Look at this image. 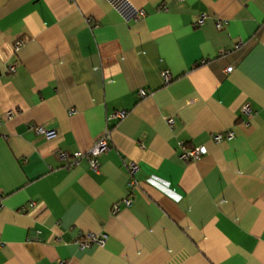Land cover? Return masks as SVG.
<instances>
[{"label": "crops", "instance_id": "obj_1", "mask_svg": "<svg viewBox=\"0 0 264 264\" xmlns=\"http://www.w3.org/2000/svg\"><path fill=\"white\" fill-rule=\"evenodd\" d=\"M125 3L0 0V264H264V0Z\"/></svg>", "mask_w": 264, "mask_h": 264}, {"label": "built area", "instance_id": "obj_2", "mask_svg": "<svg viewBox=\"0 0 264 264\" xmlns=\"http://www.w3.org/2000/svg\"><path fill=\"white\" fill-rule=\"evenodd\" d=\"M109 1L111 3H117L118 5H120V3L121 4L125 3V0H109ZM144 16H145V13L143 11H138L137 13H135L133 19H134V21H136L138 19L143 18ZM205 18H206L205 15H201L199 17V19L197 20V25L198 26H202L204 24V22H205ZM216 27L218 29H220V28L223 27V24L221 22H218L216 24ZM21 44H22L21 42L17 43L16 49ZM236 48H239V47L236 46ZM231 70H232V68H228L227 72H230ZM163 77H164L165 83H168L169 80H170L168 74L167 73H163ZM139 96L144 97L145 93L143 91H141L139 93ZM242 112H243V114L246 117H251L252 116V110L250 109V107L248 105L243 107ZM10 116H11V114L9 113L8 117H10ZM125 116H126V112L118 111V112L114 113V115L112 116V119L121 120V119H124ZM167 122H168V124L170 126L173 125V120L172 119H168ZM36 130H37L38 134L43 135L46 139H52V138H54L56 136L55 131L45 130V129H42V128H38ZM233 137H234V134L229 132V133H225L223 135H217L213 139H214L215 142L219 143V142H221L223 140H231ZM180 147L182 149L180 158L184 162L197 161V160L201 159L206 154V148L204 146L188 148V147H186V145H184V143H180ZM109 148H110L109 136L106 133L102 138H100L94 144V146L89 151H87L85 153L78 152V153L73 154L71 156L72 163L73 164H77L81 159L85 158V159H87L89 161L90 168L95 171V170L98 169V166H99L98 157L102 153L108 151ZM68 158H69V156L67 154H65V153H61L59 155V159H61V160H67ZM127 169H128V173H129L130 177H132L137 172V167L134 164H128L127 165ZM130 185L134 186V182L132 180L130 181ZM124 204L126 206H129L130 205V200L126 199L124 201ZM118 210H119L118 207L115 206L112 211H113V213H116V212H118ZM104 240H105V235H95L93 233H89V234L86 235L85 241L80 242V245L82 247H89V246H91L93 244L102 246L104 244Z\"/></svg>", "mask_w": 264, "mask_h": 264}]
</instances>
